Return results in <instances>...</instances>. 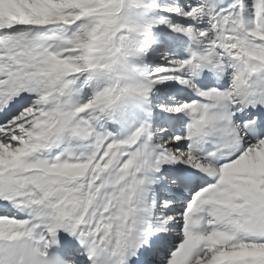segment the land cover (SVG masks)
<instances>
[{
	"label": "snow or ice",
	"instance_id": "6c2138e0",
	"mask_svg": "<svg viewBox=\"0 0 264 264\" xmlns=\"http://www.w3.org/2000/svg\"><path fill=\"white\" fill-rule=\"evenodd\" d=\"M0 264H264V0H0Z\"/></svg>",
	"mask_w": 264,
	"mask_h": 264
}]
</instances>
